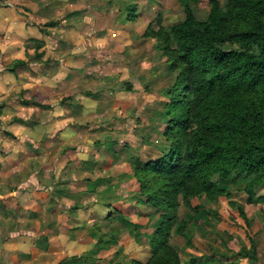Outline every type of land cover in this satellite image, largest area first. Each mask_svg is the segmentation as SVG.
Masks as SVG:
<instances>
[{"label": "rangeland", "instance_id": "rangeland-1", "mask_svg": "<svg viewBox=\"0 0 264 264\" xmlns=\"http://www.w3.org/2000/svg\"><path fill=\"white\" fill-rule=\"evenodd\" d=\"M188 2L0 0V264L146 262L167 227L182 264H264V188L249 200L214 178L228 197L164 209L133 176L169 150L178 76L146 31L182 21ZM191 6L207 17L208 0ZM15 59L29 63L12 73ZM249 236L257 259L241 255Z\"/></svg>", "mask_w": 264, "mask_h": 264}, {"label": "trees", "instance_id": "trees-1", "mask_svg": "<svg viewBox=\"0 0 264 264\" xmlns=\"http://www.w3.org/2000/svg\"><path fill=\"white\" fill-rule=\"evenodd\" d=\"M200 1L189 0L182 21L146 31L178 71L165 104L169 150L133 170L140 194L156 208H176L179 194L186 204L197 197L209 202L228 197L214 178L239 184L249 200L264 188V0H225L223 5L208 0L205 19L197 18L191 6ZM28 63L15 59L9 71L16 73ZM256 200L264 202V196ZM168 231L155 232L151 256L132 264H182L175 246L166 241ZM249 241L241 255L257 259L255 241L251 236Z\"/></svg>", "mask_w": 264, "mask_h": 264}]
</instances>
